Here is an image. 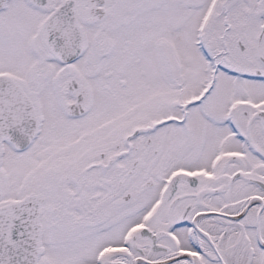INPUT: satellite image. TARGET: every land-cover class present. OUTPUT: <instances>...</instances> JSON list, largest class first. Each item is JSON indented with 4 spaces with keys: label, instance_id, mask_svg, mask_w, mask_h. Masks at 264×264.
<instances>
[{
    "label": "snow or ice",
    "instance_id": "1",
    "mask_svg": "<svg viewBox=\"0 0 264 264\" xmlns=\"http://www.w3.org/2000/svg\"><path fill=\"white\" fill-rule=\"evenodd\" d=\"M0 264H264V0H0Z\"/></svg>",
    "mask_w": 264,
    "mask_h": 264
}]
</instances>
